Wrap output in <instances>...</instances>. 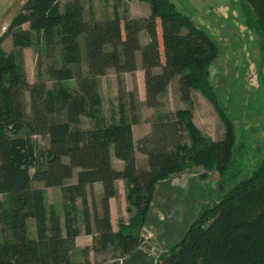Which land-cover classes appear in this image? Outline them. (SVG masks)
I'll use <instances>...</instances> for the list:
<instances>
[{"label":"trees","instance_id":"16d2710c","mask_svg":"<svg viewBox=\"0 0 264 264\" xmlns=\"http://www.w3.org/2000/svg\"><path fill=\"white\" fill-rule=\"evenodd\" d=\"M145 1L147 16L115 12L84 19L80 0L63 5L60 0H25L0 35V264H91L87 248L81 250L83 259L72 257L81 232L78 198L84 233L92 234L93 247H112L128 256L141 246L132 230L146 219L159 181L193 165L220 174L230 166L234 131L225 118L219 140L196 133L191 110H177L178 119L158 118L159 126L169 121L163 127L171 129L172 142L161 137L143 145L147 167L141 168L135 157L132 94L118 87V119L106 122L102 115L99 77L112 69L119 80L137 68L138 58L147 106L160 105V95L173 79L182 101L190 100L193 89L215 101L208 76L219 53L215 42L170 0ZM244 1L264 34V0ZM141 31L149 38L144 44ZM8 36L13 49L5 52L1 46ZM35 37L53 61L46 66L47 77L38 74L31 82L20 53ZM82 117L91 124L82 126ZM180 128L188 131L189 146L178 139ZM36 135L48 139L43 156L36 150ZM112 154L123 162L121 169L113 167ZM75 168L76 182L69 183ZM118 179L126 181L134 215L131 226L113 232L109 199L117 194ZM95 182L102 184L100 212L91 213L87 185ZM48 187L60 188L62 213L47 203ZM200 213L157 264H264V157Z\"/></svg>","mask_w":264,"mask_h":264},{"label":"rangeland","instance_id":"374dc122","mask_svg":"<svg viewBox=\"0 0 264 264\" xmlns=\"http://www.w3.org/2000/svg\"><path fill=\"white\" fill-rule=\"evenodd\" d=\"M24 1L0 0V35ZM67 1L60 0L61 5ZM80 2L84 7V19L110 17L115 12L120 16L131 17L147 16L150 13L149 3L145 0H80ZM170 2L185 14L194 26L203 29L218 48V57L210 65L208 74L215 101H209L204 94L195 89L191 90L190 100L182 101L176 79H173L160 95V105L147 106L144 74L138 58L137 68L123 73L119 80L112 69H108L99 77L101 113L106 122L118 119V87L132 94L134 108L131 115L137 118L133 121L135 157L137 156L140 163L147 160L146 154L142 151L143 145H150L161 137L167 142L168 140L172 142L171 129L163 127L169 125V121L159 126L157 120L162 116L178 119L179 116L174 114L177 110L184 112L191 110V126L199 136L212 140H219L224 136L225 118L233 127L234 146L231 164L222 174L215 169L207 171L193 165L156 184L151 209L146 219L140 224L135 222L132 230L141 238L139 248L152 253L155 264L162 253L181 240L189 224L196 220L201 211L211 208L223 192L248 176L257 167L258 161L264 157V34L258 29L253 13L244 0H170ZM3 26L5 28L1 31ZM148 39V35L141 31L140 42L144 44ZM33 43L32 46L23 48L20 53L26 78L31 82L37 79L38 74L47 77L46 66L53 61L46 56L41 39L37 40L35 37ZM1 47L5 52L11 50L7 40ZM47 85L51 88L53 81L48 80ZM25 99L27 102V93ZM91 122L88 117L81 118L84 127L89 126ZM178 136L181 143L188 146L191 144L188 131L180 128ZM146 138L150 140L149 143L145 142ZM35 141L38 155L43 156L48 146L47 137L36 135ZM180 186H183V191ZM179 188L181 190H178ZM124 189L127 209L125 210L124 205L122 209L117 208L115 221L118 222V229L121 226H131L130 218L134 215V209L127 199V185ZM95 190L97 189L94 188V195ZM94 195L89 193L88 196L91 213L100 212V198ZM46 198L47 203L62 213L60 188H48ZM0 200L3 201L4 196L0 195ZM77 208L81 230L84 232L82 204L79 198ZM28 225L29 232L33 233V223L29 221ZM1 231L0 222V233ZM93 250L91 257L93 264L113 262L121 264L126 257L120 256L112 247L106 251L96 250L94 247ZM81 253V249L76 248L72 257L78 259L82 257Z\"/></svg>","mask_w":264,"mask_h":264},{"label":"crops","instance_id":"0c3cea01","mask_svg":"<svg viewBox=\"0 0 264 264\" xmlns=\"http://www.w3.org/2000/svg\"><path fill=\"white\" fill-rule=\"evenodd\" d=\"M67 1V0H66ZM69 1V0H68ZM9 25V24H8ZM28 27V25L27 24H24L23 25V28H27ZM5 28V26H3L2 27V30L1 31H3V29ZM5 30H6V28H5ZM4 30V31H5ZM8 41V43H10V48H11V50L13 49V45H12V40H11V37L10 36H8V37H6L5 39H4V41L2 42V44H4V42L5 41ZM10 50V51H11ZM7 52H9V51H7ZM29 81V80H28ZM25 101H26V99H25ZM28 102V101H27ZM132 131H133V139H134V129H133V124H132ZM136 160H137V164H138V166L139 167H141V168H146L147 167V165H146V162H147V160H146V162L144 161L143 163H140L139 162V160H138V158H137V156H136ZM111 161H112V165H113V167H115L116 169H121L122 167H123V162L120 160V159H117L113 154H112V156H111ZM78 171V168H75L74 169V173H73V176L68 180L69 181V183H74V182H76V172ZM165 182V181H164ZM38 185H42V184H38ZM116 186H117V194L114 196V197H111L110 199H109V209H110V222H111V227H112V231L113 232H117L118 230V226H117V224H118V222H116L115 221V219H116V211H118V209L117 208H120V209H122V205H124V208H125V210L127 209V203H126V201H125V187H126V181L125 180H123V179H118L117 181H116ZM123 186V187H122ZM167 186V185H166ZM48 188H50V187H48ZM48 188H46V190L48 189ZM94 188L95 189H97V190H95V195L93 194V190H94ZM180 188L182 189L183 188V186H180ZM178 189V190H181V189ZM182 191H183V189H182ZM87 192H88V196H89V193L91 194V195H94V196H96L97 195V198L99 197H101V195H102V184L100 183V182H95V183H93L91 186L90 185H87ZM123 202V203H122ZM96 206H97V208L96 209H98V205L96 204ZM62 221V220H61ZM32 235H33V233H32ZM75 245H76V248L78 249V248H80L81 250L83 249V248H85V247H90V249H88L89 251H88V259H89V261H90V263L91 264H93L94 262L91 260V257H92V255H93V236H92V234H86V233H84L82 230H81V232H80V234L79 235H77V237L75 238ZM94 249H98V248H95L94 247ZM82 254V253H81ZM77 259V258H76ZM81 259H83V255H82V257H80V258H78L77 260H81ZM113 259H115V258H113ZM111 263V262H110ZM111 264H117L116 262H113V263H111Z\"/></svg>","mask_w":264,"mask_h":264},{"label":"water","instance_id":"95a60500","mask_svg":"<svg viewBox=\"0 0 264 264\" xmlns=\"http://www.w3.org/2000/svg\"><path fill=\"white\" fill-rule=\"evenodd\" d=\"M121 264H155L154 255L138 248L136 251L126 256Z\"/></svg>","mask_w":264,"mask_h":264},{"label":"built area","instance_id":"2783aa9c","mask_svg":"<svg viewBox=\"0 0 264 264\" xmlns=\"http://www.w3.org/2000/svg\"><path fill=\"white\" fill-rule=\"evenodd\" d=\"M152 254V253H151Z\"/></svg>","mask_w":264,"mask_h":264}]
</instances>
